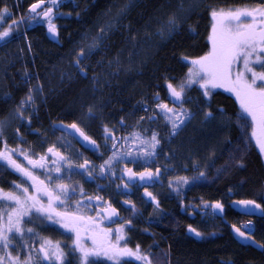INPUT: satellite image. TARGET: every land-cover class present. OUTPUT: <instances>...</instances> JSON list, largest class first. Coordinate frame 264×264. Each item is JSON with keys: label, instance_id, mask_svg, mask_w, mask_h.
I'll return each mask as SVG.
<instances>
[{"label": "trees", "instance_id": "1", "mask_svg": "<svg viewBox=\"0 0 264 264\" xmlns=\"http://www.w3.org/2000/svg\"><path fill=\"white\" fill-rule=\"evenodd\" d=\"M254 1L0 0V13H10L0 20V155L11 148L32 156L39 145L52 146L59 122L75 123L91 137L99 128L135 126L141 117L142 124H152L157 112L166 111L156 108L147 118L139 101L168 99L169 86L181 93L179 107L190 114L174 141L160 149L171 148L169 160L178 167L167 165L173 175L159 191L158 204L147 210L137 202L136 213L124 217L129 226L123 244L146 258L112 263L93 256L86 264H264V215L231 208L234 199H249L264 210V155L254 139L253 112L235 95L209 86L197 65L217 51L215 17ZM38 2L53 9L47 18L52 16V25L30 15L29 7ZM119 13L123 17L108 28L104 47L79 49L86 33L95 35ZM36 71L45 96L29 113L17 104L27 91L22 77L35 78ZM85 106L94 108L89 126L75 113ZM74 142L91 159L102 160L97 146ZM14 179L13 173L3 176L0 162V185ZM215 203L224 206L223 220L211 212ZM3 214L0 208V218ZM248 221L257 248L235 239ZM16 238L32 246L42 239L58 243L61 261L42 264H82L74 234L44 219L34 224L27 218L24 235Z\"/></svg>", "mask_w": 264, "mask_h": 264}, {"label": "rangeland", "instance_id": "2", "mask_svg": "<svg viewBox=\"0 0 264 264\" xmlns=\"http://www.w3.org/2000/svg\"><path fill=\"white\" fill-rule=\"evenodd\" d=\"M227 14L226 17H215L214 19L219 41L215 56L211 51L206 58L198 61L197 65L205 73V81L209 86L235 95L241 103L251 109L254 139L264 155V0H255L250 4L234 6ZM30 15L40 17L37 13ZM6 17H10L9 11L2 10L0 20L4 21ZM105 17H109V15H105ZM111 17L116 18L111 22H105V26L98 28L95 35V32L85 34L84 40L80 42L83 44L79 47L82 52H91L104 47L105 38L108 37V28H115L119 17L123 16L119 13ZM44 23L46 26L52 25V16ZM36 73H34L35 78H32L30 73L26 79L25 76L22 77L23 84L26 83L27 91L18 99L17 104L19 109H25L29 113L39 107L40 101L45 96L39 90L42 88V84L38 82L40 76ZM140 103L141 105L148 103V109L144 114L147 118L157 107L163 105L162 101L151 103L148 98H142ZM164 107L167 108L166 112H157V121L152 120V124H142L144 118L141 117L133 124L135 126L129 127L128 124H120V126L106 130L99 128V132L94 133L103 142L102 150L105 157L101 168L105 172L114 174V165L121 161L154 165L150 159L159 156L158 152L163 143L174 141L171 138L182 130L190 118V114L185 113L180 107L169 104ZM93 109L91 106H85V108L77 109L75 113L79 116L82 115L84 119L81 121L84 122V125L89 126L91 123L89 112L94 111ZM168 110H170V114ZM8 120L7 117L3 119L5 128L8 127ZM103 132H114L123 138L116 149L111 148L112 141L109 143L107 136H101ZM56 143L70 160L77 162L86 158L66 133L59 134ZM159 158L158 160H162L160 156ZM169 162L178 167L175 159H170ZM69 169L70 167L66 168L67 171ZM162 180L165 178L162 177ZM2 195L10 200L16 198L0 192V196ZM12 210V208L9 209L0 218V264H42L46 260L51 263L60 262L62 252L56 243L55 245L49 240L42 239L37 245L32 246L33 243L27 244L25 239L18 241L16 237L22 235L23 229L18 228L20 225L17 221H20V218L14 216L11 213ZM27 215L26 211L23 216ZM81 219L85 218L81 217ZM93 219L98 222L97 225L96 223L76 224L75 243H77L82 264H86V260L93 256L103 257L112 263H118L124 258L140 261L146 258L139 250L123 244L126 228L124 223L107 225L97 217ZM46 220L51 223L59 221V219L50 220L47 217ZM72 220L73 218L66 215L63 222L70 223ZM13 222L14 228L12 227ZM200 222L204 223L202 220ZM245 227L248 228V224ZM67 229L71 230L68 227Z\"/></svg>", "mask_w": 264, "mask_h": 264}, {"label": "flooded vegetation", "instance_id": "3", "mask_svg": "<svg viewBox=\"0 0 264 264\" xmlns=\"http://www.w3.org/2000/svg\"><path fill=\"white\" fill-rule=\"evenodd\" d=\"M158 101L163 102L162 106L157 107L162 111L167 109L164 105L171 106L169 98ZM62 132L53 128L51 139L54 144L44 148L39 145L35 155L15 153V150L11 148L8 150L10 153L0 155L3 176H7L8 173L16 176V179L5 183L7 187L0 185V192L9 197H16L10 200L3 195L0 196V202L3 203L0 208L3 213L13 209L11 213L20 218L17 223L20 225L18 228L23 229L22 235H24L27 218L31 217L34 224H40L44 219L55 227L66 230H69L67 227L70 228L69 231L74 234V244L77 248L75 243L77 223H96L97 225L98 222L93 219L97 217L104 224L124 223L127 227L129 221L124 217L129 211L133 210V213H136L134 209L137 208V202H140L147 210L158 204L157 195L166 184V172L164 173L163 170V162L158 160L159 156L150 159L154 165L121 161L114 165V174H111L101 168L105 156L100 162H96L77 148L86 158L77 162L67 158L56 143ZM106 133L103 132L101 136L105 137ZM111 134L108 140L109 143L112 141L111 148L116 149L123 138L114 132ZM67 135L72 138L74 144V141L78 142L74 137ZM116 137H120L121 141L113 146ZM91 138L95 143L84 145L97 146V150H100L98 154H103L102 139L96 135H92ZM167 159L169 162L168 156ZM67 167H70L69 171L66 170ZM162 177L165 180H162ZM76 193L77 197L74 196ZM222 207V214H217L213 207L211 211L213 216H220V220L224 219L225 209L224 206ZM26 211L28 215L23 216ZM66 215L73 218L70 223L63 222ZM46 217L50 220L59 219V221L53 224L48 222ZM12 227L14 228V222ZM197 232L199 231H194V234L198 235Z\"/></svg>", "mask_w": 264, "mask_h": 264}, {"label": "water", "instance_id": "4", "mask_svg": "<svg viewBox=\"0 0 264 264\" xmlns=\"http://www.w3.org/2000/svg\"><path fill=\"white\" fill-rule=\"evenodd\" d=\"M43 5H44V2H38V3L32 4L29 7V10L32 12H37L43 7ZM52 12H53V9L49 8L47 9L46 12H44L41 15V17L45 19ZM51 35L54 36L53 30H51ZM168 96L174 104H179L182 100L181 93L178 92L172 86L168 87ZM57 126L58 128L63 129L64 131L73 135L75 138H77L81 142L88 143V144L93 143V140L87 135H85L83 131L74 123L67 124V123L59 122ZM119 140L120 138L118 137L117 140L114 142L113 146H115ZM231 207L237 213L247 215V216L261 217L264 214L262 207L257 202L249 200V199H234L231 202ZM213 208L217 214H222L223 207L221 206L220 203H216ZM235 239L243 245H250L255 248L259 247V243L254 239V237L249 232L238 230L235 232Z\"/></svg>", "mask_w": 264, "mask_h": 264}, {"label": "bare ground", "instance_id": "5", "mask_svg": "<svg viewBox=\"0 0 264 264\" xmlns=\"http://www.w3.org/2000/svg\"><path fill=\"white\" fill-rule=\"evenodd\" d=\"M145 106V104L143 105ZM166 155L169 156V153L170 152H173L171 148H169L167 151H165ZM162 151H159V156L162 158V161L163 162V170H164V173L166 172V181L172 177L173 175V171L168 167L170 162H168V159H167V156L165 155ZM160 159V158H159ZM168 165V166H167Z\"/></svg>", "mask_w": 264, "mask_h": 264}, {"label": "built area", "instance_id": "6", "mask_svg": "<svg viewBox=\"0 0 264 264\" xmlns=\"http://www.w3.org/2000/svg\"><path fill=\"white\" fill-rule=\"evenodd\" d=\"M143 108H146V106H144Z\"/></svg>", "mask_w": 264, "mask_h": 264}]
</instances>
